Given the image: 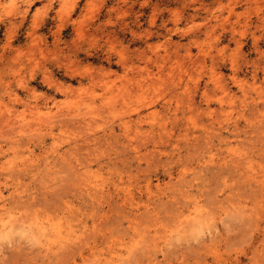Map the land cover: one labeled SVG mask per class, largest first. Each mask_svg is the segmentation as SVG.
<instances>
[{
	"label": "clouds",
	"instance_id": "1",
	"mask_svg": "<svg viewBox=\"0 0 264 264\" xmlns=\"http://www.w3.org/2000/svg\"><path fill=\"white\" fill-rule=\"evenodd\" d=\"M164 3L0 0V157H32L0 163V214L54 210L72 160L149 232L187 216L199 264H264V205L221 212L235 165L264 174V0Z\"/></svg>",
	"mask_w": 264,
	"mask_h": 264
},
{
	"label": "rangeland",
	"instance_id": "2",
	"mask_svg": "<svg viewBox=\"0 0 264 264\" xmlns=\"http://www.w3.org/2000/svg\"><path fill=\"white\" fill-rule=\"evenodd\" d=\"M151 2L153 10L166 6L164 0ZM24 119L31 120V114ZM7 123L12 121H0V128ZM6 147H12L14 152H6L0 163L14 155L32 158L26 140L19 145L9 141ZM68 164L75 169L74 178L62 186L65 196L56 201L54 210L41 212L37 208L0 214V264H199V254L185 251L172 239L181 236L187 216L157 223L149 232L138 214L122 210L123 200L113 204L115 197L110 193L114 190L103 184L102 170L98 172L87 164L78 169L72 160ZM235 167L243 173L241 180L247 195L222 205L224 218L264 205V174L258 166L250 165L247 170ZM200 211L194 209L196 213ZM170 243L173 247L168 248Z\"/></svg>",
	"mask_w": 264,
	"mask_h": 264
},
{
	"label": "bare ground",
	"instance_id": "3",
	"mask_svg": "<svg viewBox=\"0 0 264 264\" xmlns=\"http://www.w3.org/2000/svg\"><path fill=\"white\" fill-rule=\"evenodd\" d=\"M181 225V224H180Z\"/></svg>",
	"mask_w": 264,
	"mask_h": 264
}]
</instances>
